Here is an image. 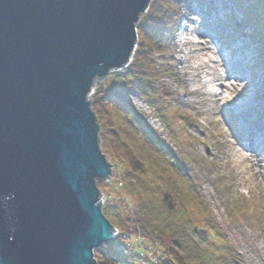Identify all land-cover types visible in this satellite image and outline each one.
Wrapping results in <instances>:
<instances>
[{
    "label": "water",
    "instance_id": "obj_1",
    "mask_svg": "<svg viewBox=\"0 0 264 264\" xmlns=\"http://www.w3.org/2000/svg\"><path fill=\"white\" fill-rule=\"evenodd\" d=\"M152 0H0V264H98L118 234L88 99L130 64Z\"/></svg>",
    "mask_w": 264,
    "mask_h": 264
},
{
    "label": "trees",
    "instance_id": "obj_2",
    "mask_svg": "<svg viewBox=\"0 0 264 264\" xmlns=\"http://www.w3.org/2000/svg\"><path fill=\"white\" fill-rule=\"evenodd\" d=\"M193 1L152 0L138 25V47L132 62L118 74L121 83L113 81L94 90L91 102L101 127L102 150L113 166L114 182L122 186L116 192L120 199L112 200L103 210L119 234L95 250L98 264H134L123 248L148 264L238 262L236 249L229 246L213 210L191 181V164L199 171L202 161L194 162L190 154L179 156L128 95V91L137 94L168 126L169 122L175 124L178 109H174L162 80L174 75L171 47L176 44L183 17L181 5ZM238 1L244 7V27L258 44L264 66V0ZM179 117L184 125L191 123L186 115ZM178 141L187 139L176 144ZM126 197L133 201L132 207L124 204ZM228 206L232 215L238 213L235 206ZM251 208L243 209L246 213H241V219L255 216ZM210 247L220 250L218 255L224 260L217 255L210 258Z\"/></svg>",
    "mask_w": 264,
    "mask_h": 264
},
{
    "label": "rangeland",
    "instance_id": "obj_3",
    "mask_svg": "<svg viewBox=\"0 0 264 264\" xmlns=\"http://www.w3.org/2000/svg\"><path fill=\"white\" fill-rule=\"evenodd\" d=\"M181 7L183 17L174 41V44H176L171 47L175 54V61L172 62L175 68L174 75L170 78L165 77L162 80L168 91L167 96L173 99L174 109H178L176 119L180 122L177 120L175 124L169 122L168 126V121L162 120L159 117V112L151 108L137 94L128 91V95L136 108L147 114L148 121L155 130L170 145L175 147L179 156L187 158V154H190L194 162L196 160L197 162L202 161L203 169L199 171L193 169L194 177L192 181L195 182L194 186L198 189V192L206 199L209 208L213 210L219 225H222L225 232L223 233L224 238L228 239L229 246L236 249L239 255L236 257L238 259L236 264H264V154L252 156L236 143L233 133L234 130H237L235 128L237 126L230 125L226 119L228 117L224 113L219 114L217 112L216 107L218 101H220L218 100L220 99L219 96L215 98L216 113L212 111L214 105L212 100L206 97L204 85L199 80L192 79L191 75L194 74V71L191 68H186L187 59L185 54L190 46L182 47V40L185 37L189 40H202L196 34V29L202 25L203 28L204 26L208 28L211 34L221 39L225 46L229 44L233 49L245 48L246 59L242 62L245 82L241 83L240 89L242 90L243 86L246 85L247 88L242 92V100L246 99L248 101L250 99L251 104H255L259 100L256 96L260 94L264 108V69L261 68L263 65L260 60L261 56L258 54L256 46L251 42V38L244 35V33L247 34V31L242 25L244 7L241 6L240 1L195 0L190 4H182ZM192 12L198 15L194 17L193 21H188ZM236 24L240 26L236 27ZM137 39L139 40V38ZM214 50H218L216 46ZM191 63L192 61L189 64ZM119 72L121 70H116L105 78L96 80L93 90L99 85L112 84L113 81L120 84ZM229 85L231 86L229 98L226 103L221 102V107L225 111L230 108V116L233 119L232 116L237 113V110L233 108L234 106L230 104L229 100L231 97H238V89H234L231 83ZM185 115L191 120V123L187 126L179 117ZM237 118H243L245 121L249 120L246 115H239ZM194 138L197 141L196 139L193 141ZM179 139H187V141L185 143L178 141L176 144ZM261 151L262 149H257L256 153L260 154ZM237 153H243L246 158L241 162L236 161L235 155ZM111 169H113L112 164ZM114 178L115 174L112 170L108 181L97 180L103 210L107 208L112 200L118 201L120 199L121 195L116 192H118L117 189H121V185L120 183L117 185ZM100 182H104V184ZM232 202H234V205ZM241 202L243 207L239 206ZM124 204L132 207L133 201L126 197ZM229 204L235 206L238 213L231 215L230 209H228ZM248 205L249 207L254 205L257 211L255 210V216L243 220L241 219V213ZM256 219H258L259 225L255 222ZM209 240L214 244L213 240L215 239L213 237L210 236ZM123 249L134 260V264H148L141 261L138 256L128 249ZM219 252L220 250L216 251V248L210 247L208 256L216 258L217 255L220 258ZM215 264L221 263L216 262Z\"/></svg>",
    "mask_w": 264,
    "mask_h": 264
},
{
    "label": "bare ground",
    "instance_id": "obj_4",
    "mask_svg": "<svg viewBox=\"0 0 264 264\" xmlns=\"http://www.w3.org/2000/svg\"><path fill=\"white\" fill-rule=\"evenodd\" d=\"M196 15L198 14L192 12L191 13L192 17L190 16L188 18V21H193ZM138 25H137V36L139 38ZM196 34L199 37V39L202 40H196V39L189 40L186 37L182 40V47L190 46V48L185 54V57L187 59L186 68H191L194 71V74L191 75L192 79H197L204 85L206 97L210 98L214 105L212 111L216 113L215 109L217 108V112L219 114L224 113V115L228 117L225 118L228 121H230L233 125L237 126L242 132L254 136V142L248 146L244 145L243 148L247 150V152H249L252 156H261L262 154H264L263 102L261 100H258L259 101L258 103L251 104L252 102L250 99H248V101L246 99L242 100L243 97L241 96L242 92L247 88L246 85L245 87L243 86L242 90L240 89L241 83L245 82V78L243 77V71H242L243 70L242 62H244V59H246V55L244 53L245 48L239 47L237 48V52L235 51L229 53L225 52V45L222 42V40L218 39L216 35L211 34L210 30L205 26L203 28L202 25H200L198 29H196ZM215 46L217 47L218 50H214ZM137 47H138V39L130 63L132 62ZM190 61H192L191 64H189ZM114 71L110 73H113ZM229 83H231V85L234 86V89L235 88L238 89L237 91L238 97L237 98L231 97L229 100L230 104L234 106L233 108L237 110V113H235L234 116H232L233 119H231L230 116V111H229L230 108H228V110L225 111L221 107V102L226 103L227 99L229 98V94L231 91V86L229 85ZM94 87L95 86L92 87V91L89 94L88 97L89 100H92ZM217 96H219L220 99L218 100L220 101H218V105L215 108V104H216L215 98ZM91 109L95 111L93 109L92 102H91ZM211 114L213 113L211 112ZM239 115L241 116L246 115L247 117L249 116V120L245 121L243 118L241 119L237 118V116ZM257 149H262L260 154L256 153ZM235 158L236 161L241 162L246 158V156L243 153H237L235 155Z\"/></svg>",
    "mask_w": 264,
    "mask_h": 264
}]
</instances>
